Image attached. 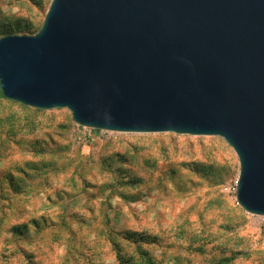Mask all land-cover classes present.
I'll use <instances>...</instances> for the list:
<instances>
[{
	"label": "rangeland",
	"instance_id": "1",
	"mask_svg": "<svg viewBox=\"0 0 264 264\" xmlns=\"http://www.w3.org/2000/svg\"><path fill=\"white\" fill-rule=\"evenodd\" d=\"M51 2L0 0V38L37 34ZM239 174L219 137L97 131L0 99V264H119L113 238L130 264L140 246L155 264H264Z\"/></svg>",
	"mask_w": 264,
	"mask_h": 264
},
{
	"label": "water",
	"instance_id": "2",
	"mask_svg": "<svg viewBox=\"0 0 264 264\" xmlns=\"http://www.w3.org/2000/svg\"><path fill=\"white\" fill-rule=\"evenodd\" d=\"M0 91L97 131L219 137L264 217V0H52L0 38Z\"/></svg>",
	"mask_w": 264,
	"mask_h": 264
},
{
	"label": "trees",
	"instance_id": "3",
	"mask_svg": "<svg viewBox=\"0 0 264 264\" xmlns=\"http://www.w3.org/2000/svg\"><path fill=\"white\" fill-rule=\"evenodd\" d=\"M18 34L26 35L27 32L24 31L23 29L19 32H14L12 30L11 31L9 30L7 33H4L3 36L18 35ZM0 99H5L1 91H0ZM22 229L23 228L21 227H16L12 230V232L15 235L20 234L22 232ZM123 238L128 240L129 242L140 244V245L145 244V243L154 242V240H156L152 236L137 234L133 232H127ZM112 242H113L115 249L117 250V258H118L119 264H130L131 262H134L133 257H129V258L124 257L121 247L116 243L114 238L112 239ZM138 253L141 254L142 259L140 261H137L135 264H155L153 257L143 252V250L141 249V246L139 247Z\"/></svg>",
	"mask_w": 264,
	"mask_h": 264
}]
</instances>
